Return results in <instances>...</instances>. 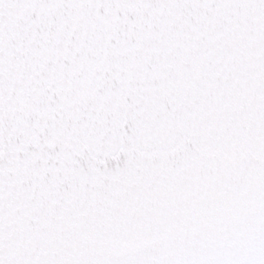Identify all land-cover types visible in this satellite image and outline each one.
<instances>
[{"label": "snow or ice", "instance_id": "1", "mask_svg": "<svg viewBox=\"0 0 264 264\" xmlns=\"http://www.w3.org/2000/svg\"><path fill=\"white\" fill-rule=\"evenodd\" d=\"M0 264H264V0H0Z\"/></svg>", "mask_w": 264, "mask_h": 264}]
</instances>
